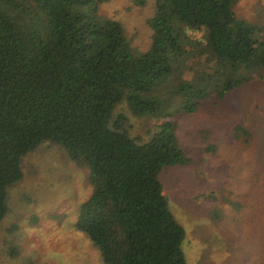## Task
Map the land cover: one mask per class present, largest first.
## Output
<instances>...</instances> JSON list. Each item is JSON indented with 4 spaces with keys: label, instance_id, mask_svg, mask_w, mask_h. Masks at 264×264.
Wrapping results in <instances>:
<instances>
[{
    "label": "trees",
    "instance_id": "trees-1",
    "mask_svg": "<svg viewBox=\"0 0 264 264\" xmlns=\"http://www.w3.org/2000/svg\"><path fill=\"white\" fill-rule=\"evenodd\" d=\"M108 1L0 0V225L26 156L51 144L89 171L75 227L103 264H187L161 174L189 158L168 119L264 81V33L233 0H156L150 46L138 51L121 23L100 16ZM191 32L203 42L193 46ZM123 105L165 121L133 138L129 118L115 115ZM235 133L252 140L243 126Z\"/></svg>",
    "mask_w": 264,
    "mask_h": 264
},
{
    "label": "rangeland",
    "instance_id": "rangeland-1",
    "mask_svg": "<svg viewBox=\"0 0 264 264\" xmlns=\"http://www.w3.org/2000/svg\"><path fill=\"white\" fill-rule=\"evenodd\" d=\"M233 3L239 19L264 33V0ZM155 6L156 0H109L99 14L121 23L132 47L146 51L152 35L147 21ZM190 35L193 46L203 42L202 33ZM214 97L198 113L168 119L177 124L189 161L162 172L164 193L186 230L187 264H264V81L222 101ZM120 114L129 118L130 136L141 141L165 121L134 117L125 105L115 110ZM239 125L251 132L249 143L236 138ZM23 174L9 189V213L0 225V264H103L90 238L75 227L92 191L87 167L50 144L26 156Z\"/></svg>",
    "mask_w": 264,
    "mask_h": 264
}]
</instances>
